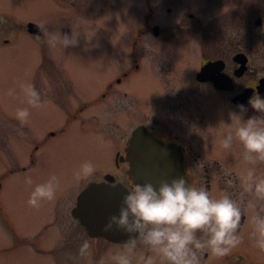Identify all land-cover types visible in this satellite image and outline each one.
<instances>
[{"label":"rangeland","instance_id":"obj_1","mask_svg":"<svg viewBox=\"0 0 264 264\" xmlns=\"http://www.w3.org/2000/svg\"><path fill=\"white\" fill-rule=\"evenodd\" d=\"M76 1L81 6L84 0ZM103 1V15L98 16L90 10L82 17L72 15L65 0H0V264H100L102 259L105 264H112L110 254L124 248L109 247L104 251V241L90 239L72 219L70 210L75 202L72 206H59L57 198L72 194L76 197L85 186L88 180L77 182L74 175L84 162L91 161L95 171L107 170L114 147L125 145L132 107H136L138 115L149 112L160 121L164 119L165 107L173 103H177L175 107H200L201 152L227 159L234 168L235 181L227 190L235 198L241 192L239 178L248 166L242 158V145L234 140L230 149L222 147L224 135L234 130L237 122L235 117L231 118L232 111L228 108L231 107L230 94H218L193 81L190 86L195 90L190 94L167 95L153 84L148 64L153 61V73L166 77L160 62L164 58H179L174 59L183 62L179 71L188 76L198 69L202 55L216 58L214 49L221 41L231 40L232 54L241 50L248 55L249 70L244 80L253 84L264 76L263 0H183L178 4L177 12L170 15L159 12L150 22H158L161 32L167 25L178 22L194 24L195 21L186 16V12L192 10L201 20L200 30L177 34L173 39L179 44L172 41L164 44L159 42L163 37L155 39L152 33H145L137 50L133 49V42L138 24L142 25L144 20L139 13V2ZM244 8L247 9L245 13ZM258 17L262 20L261 25L255 24ZM27 20L40 25L41 38L30 36L24 26L15 27ZM3 27L9 32L3 31ZM52 34H67L75 39V43L65 48L59 43L52 46L49 43ZM5 39L9 40L7 44ZM135 54L144 67L119 88V92L127 96L122 95L116 100L112 95L107 98V103L87 108L84 118L73 122L65 134L51 139L36 154L37 163L31 170L12 172L29 166L34 146L49 132L64 127L78 107H86L92 101L97 103L99 96L106 92L108 82L131 69ZM43 56L47 75L40 72L37 81L36 64ZM228 59L230 61L231 57ZM187 66L190 67L185 69ZM26 83L35 85L40 91V105L28 103L21 87ZM9 89H14L15 94L9 95ZM22 107L30 110L25 122L16 116L17 109ZM116 107H121L127 121L124 118L122 122L118 121ZM254 115L245 111L242 118L246 120ZM257 170L264 174V161L258 162ZM53 174L60 181L56 198L43 201L39 207L30 206L27 201L35 185ZM28 176L32 177V184L26 183ZM95 176L93 178L101 179V175ZM189 178L193 186L204 185V179L193 171ZM122 179L125 181L124 176ZM216 192L219 196L223 193L219 188ZM250 215H244L247 219L241 231L245 240L239 247L248 250L253 264H264V254L257 253L247 240ZM61 235L66 236L67 243L65 239L60 241ZM85 239L91 244V254L82 257L79 247ZM35 245L48 249H34ZM135 252L136 259L141 254H151L142 238L135 242ZM236 253L246 257L243 251ZM206 258L203 257V264H226L224 257L209 255ZM234 264L244 263L234 259Z\"/></svg>","mask_w":264,"mask_h":264},{"label":"clouds","instance_id":"obj_2","mask_svg":"<svg viewBox=\"0 0 264 264\" xmlns=\"http://www.w3.org/2000/svg\"><path fill=\"white\" fill-rule=\"evenodd\" d=\"M49 43L64 48L75 43L67 34H52ZM28 103H42L41 93L35 85H21ZM9 95L15 90L9 89ZM248 103L261 115L242 118L247 106L239 105L240 113H230L236 118L234 130H229L222 139V147L230 149L234 140L243 148L242 158L247 162L246 171L240 176L241 192L235 198L228 191L213 197L204 186H193L184 176L163 180L158 185L152 182L135 183L123 194L118 211L111 214L104 224V231H121L129 238L128 245L113 254L112 264H133L136 258L135 240L139 235L151 254L139 256V264H203L205 253L224 257L239 247L245 240L241 219L250 215L247 240L259 254H264V174L258 173L257 164L264 161V96L256 92ZM30 115L27 107L18 108L17 119L25 122ZM77 182L92 179L95 165L84 162L74 173ZM225 175H231L226 170ZM32 184V177H26ZM59 177L51 175L46 181L35 185L27 203L39 207L45 200L56 198ZM229 185L234 180L227 181ZM91 244L85 239L79 247V255L91 254ZM100 264H105L102 259Z\"/></svg>","mask_w":264,"mask_h":264},{"label":"flooded vegetation","instance_id":"obj_3","mask_svg":"<svg viewBox=\"0 0 264 264\" xmlns=\"http://www.w3.org/2000/svg\"><path fill=\"white\" fill-rule=\"evenodd\" d=\"M55 2H58V0H54ZM67 1L69 11L72 15H81L84 16L85 13H87L90 10H93V13L97 14L98 16L104 14V7H103V0H84L83 3L80 4L76 0H65ZM112 0H109L108 2H111ZM115 1V0H114ZM139 2V13L143 16V24H138V31L135 34V40L133 42V49L139 48V44L143 42V37L145 36V33H152L153 37L155 39H159L160 37H163L162 40L159 42L164 44H169L172 42L179 44L178 42H175L173 38L177 36V34L182 32H197L200 30L201 27V20L197 17V15L192 11L188 10L186 12V16L191 21H195L194 24H184L183 22H178L173 25H167L163 30V32H168V34L161 32V25L158 22H150L151 17L157 15L159 12L165 13L166 15L173 14L179 10L178 4L182 3L183 0H133ZM227 1V0H226ZM114 4V3H113ZM110 5V4H109ZM263 6H264V0H263ZM194 9V8H193ZM264 9V7H263ZM242 11L245 13L247 9H242ZM106 14V13H105ZM185 15V14H184ZM232 15V14H231ZM260 19V25L262 23L261 18ZM256 19V20H257ZM256 22V21H255ZM29 24H35L39 26L40 34L34 35L29 32ZM18 26H24L25 31L34 38H41L42 36V30L40 28V25L37 24L35 21L27 20L24 24L16 25ZM198 28V29H197ZM2 30L9 32V29L3 27ZM8 39H5L4 42L7 44ZM231 42V40H230ZM229 41H223L220 42V45L215 48V55H217L216 58L208 57V56H201V60L199 61V67L194 72V74H189L188 76H184L182 72L179 70L182 69V66L180 64H183L181 61H176L174 59L179 58H168L163 59L160 63V68L165 70L166 77H160V74L157 75L153 73L154 62H151L148 64L149 71L151 73V77L153 78V84L161 88L167 95H175L180 96L184 94H190L192 90H195L194 88L191 89V86L193 81H196L198 84H203L218 94H230L229 103L231 107H228L232 112L239 113L241 110L239 105L244 104L247 106L246 112H251L256 115H260L257 110L252 108V106L248 103L249 98L253 96L254 93L257 92V85L259 83L258 79L253 84H250L249 81H245L244 77L247 75L249 70V57L248 55L241 50L236 51L234 54H232L233 50L231 49V45ZM232 43V42H231ZM10 44V43H9ZM230 53V55L228 54ZM237 54H243L247 58V62L245 63V70L243 73L239 76L235 75V72L240 68V64L235 61V56ZM229 56L231 57L230 61H228ZM140 57L135 54L133 57V64L129 71H126L124 73H121L116 77L112 82H108L106 92H103L99 98L97 99V103L90 102L86 107H78L76 113L72 115L71 118L67 119V122L64 127L49 132L41 141L34 146L33 152L31 153V164L26 167H20L17 169H14L12 172H26L31 170L37 163L36 154L39 153L41 150L45 148V145L53 138L62 136L65 134L68 129L71 127V124L73 122H78L80 118H84L83 114L84 111L87 108H90L92 106H96L100 103H107L108 97L111 98L113 95L114 97L119 98L122 95H126V93L121 94L119 92V88L125 82L132 76V74L140 73L144 67L143 62ZM222 62V69L220 72L227 76L231 80V89L230 90H224V89H218L215 87L214 82L211 80H201L198 79V75L200 74L202 68L212 62ZM189 64V63H188ZM37 76L36 80L38 81L39 73L43 72L45 75H47V66L44 62V56L37 61ZM190 66L185 67L189 68ZM184 69V70H185ZM218 75V73L215 74ZM264 77V76H263ZM217 78V77H216ZM43 79L46 81V76L43 77ZM49 82V81H48ZM51 83V82H50ZM45 84V83H44ZM191 85V86H190ZM190 90V91H189ZM245 91L248 92V96L245 97L244 101L239 104H234L232 102V99L240 94H243ZM132 96V95H130ZM133 98L137 99V97L132 96ZM178 102V100H177ZM93 105H92V104ZM177 103H173L170 107H165V116L163 120L155 119L152 114L149 112H145L142 114L137 113L136 107H132V111L129 113V125L128 131L126 132V141L124 146H117L114 147V150L112 151L111 158L109 157V165L107 170L102 171H95L96 176H100L101 179L96 178L90 179L86 182L85 186L79 191V193L75 196L73 194L70 197H58L57 203L59 206L63 205L65 207L72 206L70 213L72 216V211L76 205L77 198L80 195V193L91 183H101V182H110L111 185H123L127 190H130L131 187L134 185L133 180L127 175V170L129 169V163L126 160V149L129 145L130 140L132 139L133 132L139 128H144L145 131H147L149 134H151L155 139H157L160 143H162L165 146L176 148L182 157V168L183 172L188 180V183L191 185V181L189 178L190 171H193L195 174H197L201 179H204V186H206L209 191L211 192L212 196H219V193L216 192L217 188L221 189V191H228L227 189L231 187L232 185H229L227 181L229 179L233 180V166L232 164L225 158L221 156H207L204 155L201 152V147L203 144L202 137L199 135L202 125V118H201V109L200 107H175ZM121 107H116L117 112H115V115L118 117V121L122 122L123 118L125 121H127L126 117L127 115L125 113H122L120 110ZM239 108V110H237ZM74 111V110H73ZM72 111V112H73ZM70 112V114L72 113ZM69 115V114H67ZM144 118L143 120H141ZM131 122V123H130ZM83 124V121H82ZM160 128V130H159ZM128 134V135H127ZM113 141H121V140H113ZM122 147V148H121ZM226 170H231V175H225ZM122 176H124L125 181L122 179ZM108 177V179H107ZM127 178V180H126ZM107 179V180H106ZM109 179H112V181H109ZM1 184V183H0ZM197 186H200L197 185ZM1 190V185H0ZM231 190V189H230ZM75 200V201H74ZM68 205V206H67ZM72 219L74 221H79L75 219L72 216ZM245 216H242L241 219V225L243 227L244 223L246 222ZM80 225V223H79ZM81 226V225H80ZM83 229L84 227L81 226ZM242 229V228H241ZM85 230V229H84ZM86 232V230H85ZM87 236L90 239L97 240L101 239L104 241V246L102 249L104 251L109 247H120L121 249L125 248L128 243L122 244V243H113L110 241H107L104 238H92L88 235ZM139 235L136 237V240L141 239ZM65 239V243L68 242L65 235L60 236V241ZM48 249L46 246H34V249ZM243 251L246 254V257H243L242 255H238L237 253L234 254L236 251ZM103 251V250H102ZM113 254H110L109 257H111ZM209 254L205 253L204 259L208 258ZM236 256V257H234ZM206 258V259H207ZM250 255L248 253V250L242 247L235 248L230 254L227 256H224V260L226 264H234V259L238 263H244V264H253L250 260ZM110 262L112 263L111 259ZM246 262V263H245ZM133 264H139V259H134ZM216 264V263H215Z\"/></svg>","mask_w":264,"mask_h":264},{"label":"water","instance_id":"obj_4","mask_svg":"<svg viewBox=\"0 0 264 264\" xmlns=\"http://www.w3.org/2000/svg\"><path fill=\"white\" fill-rule=\"evenodd\" d=\"M255 24L260 25V19H257ZM28 28L31 34H40L39 26L29 24ZM235 61L240 64V68L235 72V75L239 76L245 70L247 58L243 54H237ZM221 69V61L209 63L202 68L198 79L211 80L216 88L230 90L231 80L220 72ZM216 73H218L217 78ZM256 89L264 96V77L259 80ZM246 96H248L247 91L235 96L232 102L242 103ZM126 160L129 163L127 175L134 184L150 181L158 185L163 180L170 181L180 176H184L186 182L188 181L183 172L182 157L179 151L163 145L142 127L133 132L126 149ZM127 191L123 185H111L108 180L91 183L78 196L72 216L79 221L90 237L126 244L129 240L126 234L116 230L106 232L104 224L111 214L118 211L123 194Z\"/></svg>","mask_w":264,"mask_h":264},{"label":"bare ground","instance_id":"obj_5","mask_svg":"<svg viewBox=\"0 0 264 264\" xmlns=\"http://www.w3.org/2000/svg\"><path fill=\"white\" fill-rule=\"evenodd\" d=\"M180 153V152H179Z\"/></svg>","mask_w":264,"mask_h":264}]
</instances>
